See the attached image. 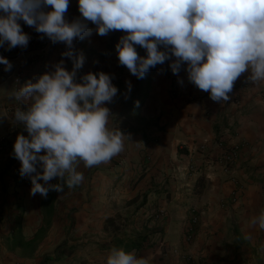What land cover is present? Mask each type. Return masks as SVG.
I'll list each match as a JSON object with an SVG mask.
<instances>
[{
  "label": "crops",
  "instance_id": "obj_1",
  "mask_svg": "<svg viewBox=\"0 0 264 264\" xmlns=\"http://www.w3.org/2000/svg\"><path fill=\"white\" fill-rule=\"evenodd\" d=\"M72 9L75 19L83 21L78 0H70L65 18ZM20 23L24 33L35 28ZM15 48L9 49L7 42L0 47L13 54L16 71L12 79L0 77V141L12 132L23 134V125L12 111L18 106L19 82L24 86L53 72L61 55L53 49L46 61L34 57L24 64L29 55L22 50L16 53ZM161 50L166 49L161 46ZM175 59L172 55L161 67L157 65L141 110L147 122L155 121V128L125 134L123 151L101 164L98 206H90L85 192L86 209L71 228L73 239H39L45 220L41 199L30 194L31 180L22 182L12 169L6 170L0 155V264H45L46 245L54 242L55 251L64 242L73 250L53 264H106L113 247L147 257L146 264H264V229L252 223L264 210V81L252 82L251 72L246 71L234 82L228 101L215 102L209 92L189 81L186 66L173 95L169 75ZM22 103L27 110L31 101ZM219 142L241 145L230 175L219 162L224 153ZM203 145L205 153L200 152ZM10 146L13 149L14 144ZM17 165L21 168L19 160ZM201 175L206 177L205 186L195 188ZM110 191L113 195L108 199ZM235 191L238 200L231 203ZM111 205L117 207L111 210ZM193 207L200 220L188 244L184 223ZM110 218L128 219L132 226L108 246L99 239L96 243L92 236L100 234ZM63 234L56 226L51 231V236ZM26 248L33 254L25 255Z\"/></svg>",
  "mask_w": 264,
  "mask_h": 264
},
{
  "label": "clouds",
  "instance_id": "obj_2",
  "mask_svg": "<svg viewBox=\"0 0 264 264\" xmlns=\"http://www.w3.org/2000/svg\"><path fill=\"white\" fill-rule=\"evenodd\" d=\"M69 4L70 0H0V47L6 42L9 49L27 47L30 37L23 32V21L71 49L74 39L83 40L91 30L81 20L65 19ZM78 4L82 17L97 26V34L127 33L116 50L120 64L137 78L174 55L173 73L187 64L189 81L209 92L215 102L227 101L234 82L246 71L252 82L264 81V0H78ZM48 6L52 10L44 11ZM137 45L146 49V56L138 54ZM62 55L73 58L72 71L61 61L53 72L27 82L15 94L17 100L31 104L14 114L28 133L17 137L14 157L21 162V177L31 179L30 194L45 198L50 190L63 191L49 181L59 177L68 188L78 186L84 180L77 170L81 161L87 168L107 163L123 151L128 139L120 129L109 127L111 112L105 104L118 93L112 77L88 73L78 83L84 56L74 57L72 51ZM0 65L5 71L12 68L3 56ZM252 223L264 229V210ZM146 261L147 257L117 247L106 258V264Z\"/></svg>",
  "mask_w": 264,
  "mask_h": 264
},
{
  "label": "rangeland",
  "instance_id": "obj_3",
  "mask_svg": "<svg viewBox=\"0 0 264 264\" xmlns=\"http://www.w3.org/2000/svg\"><path fill=\"white\" fill-rule=\"evenodd\" d=\"M73 11L74 9H72V12L65 18L69 23L76 21V14H74ZM83 22L87 23L88 28L91 30V35L86 36L83 40L74 39L71 49H69L68 46L63 42L54 43L51 49V54L53 52V49H57L58 53L61 52L56 65L63 61L64 67L68 71H72L74 68L73 58L66 57L62 55L63 53L72 51L74 53V57H79L80 55L84 56L85 62L82 68L77 70L76 82L78 83L82 82V77L88 73L104 72L112 77V83L118 88V93L113 98V100L110 103H106L105 106L110 109L111 116L109 117V127L114 130L116 125L125 123V118H121L119 112L121 113L122 103L125 99H129L130 94L135 88L137 82V77L131 74L130 70L126 66L120 64L118 53L116 50V45L119 43L121 37L127 35V33L123 30H115V33L117 34L116 36L113 35L112 31L109 33V35L101 36L97 34V26L95 24L90 21H86L85 18H83ZM162 65L163 64H159L160 67ZM186 66L187 64L182 65L181 71H184ZM171 78L172 76L169 75L170 84L172 82ZM177 79L174 80V83L172 82L173 86L178 85ZM128 82H131L130 92ZM147 124L148 126H152V128H155L154 120L148 121ZM134 126H137L136 123L134 124ZM101 164L93 166L91 168H87L81 161L78 165L77 170L83 172L84 180L78 186L68 188L65 181L57 177L52 180L54 183L53 185H61L63 191L50 190L46 198L41 196L39 193L35 195V197L41 199V211L45 213V220L43 221L44 226L40 233L39 239L46 238L47 240H49L50 238L54 237V239L58 238L59 240L66 237V239L68 240L74 238L70 235L71 228H73L76 222L75 219H77L81 211L86 209V200L84 197L85 192H87L88 194L90 206H98L97 186L99 182V171L101 170ZM15 173L18 177L17 172ZM65 179H67V177H65ZM112 195L113 191H110L106 195V197L108 199H111ZM37 204V199H34L33 206H37ZM111 206V210L117 207V205ZM55 226L58 229H63L65 231V234H63L62 237L58 235L51 236V231L55 229ZM131 226L132 221H128V219H125V221L123 222L118 219L115 220L114 224H107V227H105V229L100 234L95 233V235L92 237L93 239H95L96 243L97 239H99V243L108 246L110 241L114 243V241L118 237H121L123 234H125V231L129 230ZM68 229H70V231H68ZM114 238L116 239L114 240ZM54 245L55 242L51 244L48 243V245H46L45 254L47 255H45V257L49 264H53L54 260L58 258L57 254H55V250L52 249ZM23 252L25 253V255L33 254L30 248H26Z\"/></svg>",
  "mask_w": 264,
  "mask_h": 264
},
{
  "label": "built area",
  "instance_id": "obj_4",
  "mask_svg": "<svg viewBox=\"0 0 264 264\" xmlns=\"http://www.w3.org/2000/svg\"><path fill=\"white\" fill-rule=\"evenodd\" d=\"M43 10L44 11H51L52 8H51V6H48L47 8H44ZM26 34H28V36L30 37L27 47L17 46L15 48L16 53L18 52V50H22L25 53V55H29L25 59L24 64H28V62L31 61L34 57H38L42 61H46L50 57L51 49H52L54 43L49 38H47L46 35H44L42 33H38L35 30V28ZM0 56L5 57L12 64V68L9 71H5V66L0 65V77L2 76L6 80L12 79L16 73V71L13 69V65H14L13 54L11 52H5V51L0 49ZM180 73H181V69H180L178 74H174V73L172 74L171 81L173 83H174V80L177 79V77L179 76ZM19 77H21V76L19 75ZM172 82H171V87H172L171 91H172L173 95H175L177 93V86H175V85L173 86ZM21 84H22V82L20 81L18 86L16 87V92L20 89V87H22ZM17 101H18V106H16V109L12 110V111L16 112L17 109H20L22 111H26V109L22 103V100H17ZM227 101H224V102H227ZM22 129H23V135L27 137L28 133H27L24 125H23ZM18 136H19V134H17L16 132H12L9 134L8 137H6L0 141V155L4 156V160H5L6 165H8V163H10V161L14 158V147L12 149V147L10 146V143L12 142L13 144H15ZM218 146L224 152L223 156L220 158L219 162L223 168L224 173L227 175H230L232 173L233 169L235 168L236 164H237L239 154H240V150H241V145L240 144L229 145V144H225L224 142H219ZM200 152L201 153L206 152V147L204 145L200 147ZM41 154H45V153L42 152ZM17 161H18V159L15 161L13 170L15 172H17L18 177L20 178V180L22 182L29 183L30 182L29 177H21L20 171H19L20 166L17 165ZM38 170H40V169H38ZM191 188L192 187H190V189ZM192 190H193V188H192ZM238 191H241V190L239 189ZM237 200H238V194L235 191L232 195V199H230V202L236 203ZM224 205H228V203H224ZM190 213H191L190 218H188L186 220V222L184 223V238L188 244H191L193 242L195 235H196L199 220H200V212L197 208H195V207L191 208Z\"/></svg>",
  "mask_w": 264,
  "mask_h": 264
},
{
  "label": "trees",
  "instance_id": "obj_5",
  "mask_svg": "<svg viewBox=\"0 0 264 264\" xmlns=\"http://www.w3.org/2000/svg\"><path fill=\"white\" fill-rule=\"evenodd\" d=\"M113 35L116 36L115 30H112ZM137 52L140 56H146V50L137 45ZM157 71V65L155 67L150 68V70L146 73L144 78H137V82L135 88L130 94V97L127 101L122 103V111L120 113L121 118H125V123H121L115 126V129H120L124 134L127 133H143L145 132L146 128L149 127L147 124V120L141 116V110L145 105L148 95H149V87L153 83L155 79ZM137 102H139L137 106ZM136 123L137 126H134ZM17 159L14 157L10 163L7 165L6 170H13L15 161ZM205 179L206 177L202 175L196 183V187L203 188L205 186ZM114 224L115 219L110 218L107 220V224ZM73 248H68L67 243H63L59 246L55 254H57L58 258L67 255V253L72 254ZM56 260H59V259ZM54 260V262L56 261ZM45 264H49L46 260ZM86 264V263H81Z\"/></svg>",
  "mask_w": 264,
  "mask_h": 264
}]
</instances>
